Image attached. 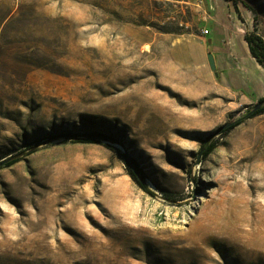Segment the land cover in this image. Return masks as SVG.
Instances as JSON below:
<instances>
[{
  "label": "rangeland",
  "instance_id": "rangeland-1",
  "mask_svg": "<svg viewBox=\"0 0 264 264\" xmlns=\"http://www.w3.org/2000/svg\"><path fill=\"white\" fill-rule=\"evenodd\" d=\"M236 1L0 0V264H264V114L221 133L264 98Z\"/></svg>",
  "mask_w": 264,
  "mask_h": 264
},
{
  "label": "trees",
  "instance_id": "trees-1",
  "mask_svg": "<svg viewBox=\"0 0 264 264\" xmlns=\"http://www.w3.org/2000/svg\"><path fill=\"white\" fill-rule=\"evenodd\" d=\"M233 2L235 9L238 11V5L236 0H228ZM244 40L246 41L248 45V50L250 54L255 58L256 62L264 69V39L256 34V32H246L244 35ZM261 106L254 110L249 112L246 116L243 118L234 121L231 123L227 128L221 129V133H228L235 127L237 128L240 126L245 119L248 118H254L256 116H259L261 114H264V98L260 99L259 102ZM53 138V139H52ZM58 138H64L66 141L77 143L81 142V144H100L102 142H113V137L98 131H73L72 129H63L61 130L57 135L54 134H47V136L43 139L46 140L44 142H49ZM43 143V142H42ZM217 147V143L212 142L208 146L204 147L202 149V155L204 158H207L213 150ZM31 153L35 152L34 147H30ZM20 156L15 157H9L7 160L2 161L0 163V168H6V167H12L17 162L21 161ZM125 165L128 168V174L131 176V179L134 181V183L143 191L147 192L150 195H153L152 192L148 189V186L146 184V174L144 171L140 168L139 164L135 161H132L129 158H124Z\"/></svg>",
  "mask_w": 264,
  "mask_h": 264
},
{
  "label": "water",
  "instance_id": "water-1",
  "mask_svg": "<svg viewBox=\"0 0 264 264\" xmlns=\"http://www.w3.org/2000/svg\"><path fill=\"white\" fill-rule=\"evenodd\" d=\"M209 43H211V40L209 41ZM207 58H208V61H209L208 64H209V66H210V69H211L212 71H216V65H215V64H216V60H215L214 55H213L211 52H209V53L207 54ZM216 74H217V73H216ZM260 106H261V104L258 103L257 106H256V108H255V110L258 109ZM229 125H230V124H226L225 126L222 127V129L227 128Z\"/></svg>",
  "mask_w": 264,
  "mask_h": 264
},
{
  "label": "built area",
  "instance_id": "built-area-1",
  "mask_svg": "<svg viewBox=\"0 0 264 264\" xmlns=\"http://www.w3.org/2000/svg\"><path fill=\"white\" fill-rule=\"evenodd\" d=\"M203 33H204V35H207L208 34V31L207 30H203Z\"/></svg>",
  "mask_w": 264,
  "mask_h": 264
},
{
  "label": "bare ground",
  "instance_id": "bare-ground-1",
  "mask_svg": "<svg viewBox=\"0 0 264 264\" xmlns=\"http://www.w3.org/2000/svg\"><path fill=\"white\" fill-rule=\"evenodd\" d=\"M13 252V251H12Z\"/></svg>",
  "mask_w": 264,
  "mask_h": 264
},
{
  "label": "crops",
  "instance_id": "crops-1",
  "mask_svg": "<svg viewBox=\"0 0 264 264\" xmlns=\"http://www.w3.org/2000/svg\"><path fill=\"white\" fill-rule=\"evenodd\" d=\"M223 35V34H222Z\"/></svg>",
  "mask_w": 264,
  "mask_h": 264
}]
</instances>
